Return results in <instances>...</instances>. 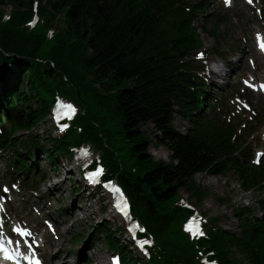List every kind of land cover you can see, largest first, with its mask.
Wrapping results in <instances>:
<instances>
[{
	"label": "trees",
	"instance_id": "16d2710c",
	"mask_svg": "<svg viewBox=\"0 0 264 264\" xmlns=\"http://www.w3.org/2000/svg\"><path fill=\"white\" fill-rule=\"evenodd\" d=\"M33 1L0 0V5L12 7L7 19L0 6V59L20 64L16 74L8 71L3 75L7 85L0 121L3 115L13 117L15 128L0 135V148L12 146L15 162L27 169V158L36 154L43 153L57 167L59 156L71 153L69 145L95 142L131 196L134 212L162 242L167 264H195L188 254L197 252L196 245L180 230L188 210L175 206L182 189L202 201L205 194L195 180L197 173L227 176L233 172L250 188L262 181L257 173L264 167L243 170L231 155L233 148L213 137L215 126L202 116L187 134L174 127L176 112L190 115L199 110L201 101L199 89H191L195 83L183 71L186 65L179 62L194 45V38L185 30L188 17L178 20L182 11L169 10L175 0H39L41 20L32 29L23 28L32 17ZM195 15L192 12L189 18ZM205 18L209 20L207 15ZM53 26L56 32L50 38L48 29ZM49 74L52 78L68 77L74 85L73 94H83L74 81L94 89L84 101L85 115L76 120L78 124L91 119L79 138L72 129L61 142H55L52 134L41 138L34 132L47 119L54 99L55 86L45 78ZM93 106L99 107L96 113ZM92 115L103 122L116 117L123 139L129 143L125 157L136 170L120 165L113 145L103 143L112 128L105 132ZM149 123L153 124L152 138L143 130ZM22 137L26 140L20 142ZM152 142L170 151V162L155 160L149 152ZM220 200L225 198L220 196ZM260 202L264 208V199ZM233 209L240 232L215 226L200 244L205 250L215 249L222 264H264V214L252 219L251 207ZM118 230L123 228L115 229L105 220L94 224L87 239L94 243L104 233L109 244L121 250L124 264H132L130 248L121 243ZM83 237L78 234L73 241L80 242ZM153 261L158 262L156 257Z\"/></svg>",
	"mask_w": 264,
	"mask_h": 264
},
{
	"label": "rangeland",
	"instance_id": "374dc122",
	"mask_svg": "<svg viewBox=\"0 0 264 264\" xmlns=\"http://www.w3.org/2000/svg\"><path fill=\"white\" fill-rule=\"evenodd\" d=\"M208 3V9L211 10L214 14H220L221 16H225L227 20L221 26V42L223 45L222 52L224 53V49H226L228 54L236 52L233 48L240 47V41L244 36L248 38V45L243 44L242 47L248 49V53H250V49L254 47L252 30L255 28L254 22L257 20L256 16L252 11H247L241 6H237L233 9H225L215 0H206ZM5 8V12L7 14L11 13V6H3ZM260 25H263L262 22H259ZM198 27L202 40L204 42L205 47L208 49L207 51L213 56L212 67H215L216 63H220L222 65L227 64V61H224L220 58L216 53L214 54L213 49L218 48L217 42L215 39L204 32L203 26L211 27V24H205L204 20H199L196 23ZM232 49H229V48ZM246 53H240L241 57H244V63L247 65L248 55ZM236 59V58H235ZM223 61V62H222ZM241 63V61H240ZM223 69L225 72L224 77H213L212 78V87L213 90L217 93H222L225 91H229L230 87L227 86L229 82L230 74L233 71L232 68H218ZM3 72V70H2ZM242 75V71L240 72ZM219 81V84L217 82ZM211 82V81H210ZM76 87L83 92V94L90 98V94H94V89H92L89 85L83 87L78 81H74ZM52 84L55 86L57 91L61 90L64 94L68 92V88L66 84L61 79L53 80ZM132 85L131 82H129ZM3 83H0V96L5 92L6 86L3 87ZM129 85V86H130ZM213 95V94H211ZM67 99L69 98L66 96ZM3 100L0 97V104H2ZM215 102V100H214ZM216 103H219L216 102ZM220 104V103H219ZM224 105H228V100L224 101ZM93 112L99 109V107L93 106ZM49 117V116H48ZM93 119L99 122L105 132H108L112 128V134L109 135L110 144L113 145L115 151L119 153L121 156L122 162L128 164L129 167L133 166V162L128 163L125 153L127 144L123 139L124 133L122 132V128L119 126V123L116 120V117H112L108 122H103L101 118L97 115H92ZM91 119L88 117L85 124L89 123ZM96 124V123H95ZM97 125V124H96ZM174 126L183 134L187 133L188 127L190 123L180 117L179 115H175ZM98 128V126H97ZM143 130L147 133H151L150 137L152 138V130L153 124H145L143 125ZM34 132L41 135V137L47 136V134H52L55 137H59V134L53 129L50 118L48 120H44L40 122L37 128L34 129ZM25 138H21L23 140ZM155 141V140H154ZM55 142H60L59 139H55ZM91 146H95L94 143H90ZM49 145V144H48ZM12 150V149H10ZM95 150L99 152V148L95 146ZM149 152L156 161H166L170 162V151L164 146H157L154 142H152L149 146ZM115 156L118 158L117 153L115 152ZM10 155L8 153L0 155V183L6 179L13 177L14 175L8 171H6V163L9 162ZM59 160L58 167H54L51 163L46 161L43 155L40 156L41 163L43 165L44 170L46 171L48 181H40L39 174L34 181L35 185H38L42 188V194L38 196L32 194V190L29 187L22 188L20 192V198H17L16 205L17 211L21 213L24 217H31V203L40 201V203H44L45 198H50L51 202L48 204L51 206L52 210L48 208L45 209V213L52 211L54 218L56 219L60 230L62 231L61 241L62 245H58V251L62 250L60 254L55 253L53 258L49 259L53 261L55 259V263L57 264H76L77 263V252H85L91 259L92 264H99L101 261L104 264H108V255H107V245L104 240H96V243L91 247L82 246L81 243L74 244L72 242L73 237L76 233L80 232L81 234L85 233V238L87 234L91 232L92 225L96 222H101L103 218L108 219L113 226L122 225L121 219H119L111 210L110 204L106 197H102L100 199L93 198L88 199L87 194L88 191L84 190V184L80 181V175L78 173V168L75 164L72 163L70 154L67 157H63ZM61 161V163H60ZM120 163V160H119ZM74 165V167L72 166ZM69 169H71L69 171ZM35 170V169H33ZM20 178L23 177L20 175ZM195 180L197 184L200 186L201 191L203 192L204 199L199 201L196 197H194L191 192L187 188H183L181 191V195L184 199L189 200L191 203L196 205V208L204 213L208 218L211 217L214 219L215 225H219L223 227V229H228L234 233L240 232L239 222L236 218L233 207H241L244 202L247 205L255 206V200L260 197V193H257L255 190L248 191V195L250 196L249 200L246 203L244 190L240 185V182L235 177L233 172H230L227 176H213L206 173H197L195 176ZM49 184H51L53 189V195L50 192V188L46 189ZM74 189H77V192H74ZM206 192V193H205ZM78 193V195H77ZM220 196L224 197L225 200H220ZM74 205L77 209L74 211L69 210L71 212L70 215L65 216L62 212L63 208H69ZM79 207H82L80 210ZM104 206H106V210H103ZM28 210V211H26ZM258 210H254V215L258 214ZM36 215V214H34ZM218 218V219H216ZM212 223L209 220L207 225L210 226ZM118 236L121 239L124 245L128 244V236L126 232H118ZM101 236V235H100ZM84 238V239H85ZM53 241V240H52ZM55 241V240H54ZM53 245L55 246L54 242ZM130 247V251L133 255L138 257L140 253L135 249V247L128 244ZM56 247V246H55ZM57 248H55L56 250ZM53 253L54 250H49ZM59 256L62 257V260L58 261ZM138 262V261H137ZM186 263V262H184ZM189 263H192L190 260ZM140 264V263H138ZM188 264V263H187Z\"/></svg>",
	"mask_w": 264,
	"mask_h": 264
},
{
	"label": "snow or ice",
	"instance_id": "6c2138e0",
	"mask_svg": "<svg viewBox=\"0 0 264 264\" xmlns=\"http://www.w3.org/2000/svg\"><path fill=\"white\" fill-rule=\"evenodd\" d=\"M226 3L229 2V0H225ZM253 0H249V3H252ZM257 39L259 41V47L261 48V50H264V39H262L260 37L259 34H257ZM201 56L203 55L202 53L200 54ZM245 84H249V81H245ZM253 88H256L257 85L255 84H251L250 85ZM259 88L264 90V84H260ZM57 104L59 106L60 109H66V111L63 112V115L65 116H70L72 114H74L76 112L75 107L71 104V103H67L65 104L63 101L61 100H57ZM60 113H57V115H59ZM61 129L63 130L64 128H67L68 125L67 124H61L60 125ZM258 156H264V153H258ZM259 162V161H257ZM103 172V168H98L94 173H90L89 175L92 176H99L101 173ZM109 184H112V181H108ZM5 192L8 191L7 188L4 189ZM115 191L119 192V189H115ZM117 207L121 210V211H125V209L128 207L127 203L124 202L123 205L121 206L120 202H117ZM125 215L127 216V212H125ZM136 227H140L139 225H136ZM187 230L193 235H203V231L200 227V224L197 220V218L193 217L192 219H190L186 225ZM143 231V229H141ZM16 231L21 235H25V234H29L27 233V230H21V229H16ZM21 243V241L16 240L15 244L17 245L16 247H9L10 245L13 244V239L6 237L2 232H0V253L3 254V259L5 260H9V261H16V264H19V257L21 255L24 256L25 259H33L35 261V264H41V261L39 259L35 258V254L33 253L32 257H29L27 255V252L31 249V245L29 244L28 247L25 249V252H21L20 248H19V244ZM151 243L150 240H144L141 243V246H143V244H148ZM205 264H216L215 261H206Z\"/></svg>",
	"mask_w": 264,
	"mask_h": 264
},
{
	"label": "bare ground",
	"instance_id": "6f19581e",
	"mask_svg": "<svg viewBox=\"0 0 264 264\" xmlns=\"http://www.w3.org/2000/svg\"><path fill=\"white\" fill-rule=\"evenodd\" d=\"M211 73H212L213 75H216V76H219V77H222V76L225 75V72H224L223 69H219L218 71H211ZM6 213H7L8 215H11V216L14 217V218H15V216H16L15 214H13L12 212H10V211H8V210H6ZM43 223H49V222H48L47 219H44V220H43ZM26 230L28 231V229H26ZM59 245H62V242H60Z\"/></svg>",
	"mask_w": 264,
	"mask_h": 264
}]
</instances>
